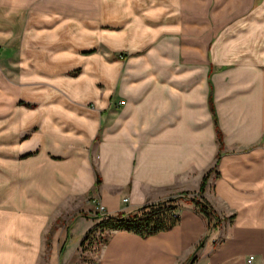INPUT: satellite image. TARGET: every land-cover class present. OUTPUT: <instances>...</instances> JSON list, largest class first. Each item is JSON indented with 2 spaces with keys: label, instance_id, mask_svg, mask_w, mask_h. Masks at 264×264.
I'll use <instances>...</instances> for the list:
<instances>
[{
  "label": "crops",
  "instance_id": "obj_1",
  "mask_svg": "<svg viewBox=\"0 0 264 264\" xmlns=\"http://www.w3.org/2000/svg\"><path fill=\"white\" fill-rule=\"evenodd\" d=\"M201 17L180 0H0V264H68L96 219L75 216L60 252L52 224L86 197L128 211L208 169L217 226L186 202L168 229L110 230L88 264H264V16L235 36Z\"/></svg>",
  "mask_w": 264,
  "mask_h": 264
},
{
  "label": "trees",
  "instance_id": "obj_2",
  "mask_svg": "<svg viewBox=\"0 0 264 264\" xmlns=\"http://www.w3.org/2000/svg\"><path fill=\"white\" fill-rule=\"evenodd\" d=\"M208 103L212 110L214 131L218 143V151L221 148V132L216 124L215 114L211 104V97H208ZM218 152L216 153V155ZM208 169L201 177L199 186L196 191L181 190L173 196H168L155 201L142 203L135 208L128 211H117L114 214L94 216L98 219L90 226L83 234L80 240V247L83 248L85 244L91 242L93 231L104 230L109 231L112 229H125L134 232L140 236H146L160 230H165L174 225L178 219V204L177 200L184 199L186 202L191 203L195 212L199 213L205 220L206 233L209 229L214 228L220 222V217L209 203V201L202 195V190L205 184ZM97 180V179H96ZM205 233V234H206ZM107 238H101L105 241ZM202 239H200L194 247V250L201 246ZM195 255L192 252L188 259L187 264H192Z\"/></svg>",
  "mask_w": 264,
  "mask_h": 264
},
{
  "label": "rangeland",
  "instance_id": "obj_3",
  "mask_svg": "<svg viewBox=\"0 0 264 264\" xmlns=\"http://www.w3.org/2000/svg\"><path fill=\"white\" fill-rule=\"evenodd\" d=\"M180 1H185V2L190 1V5H194V4L196 5V13L202 14L201 19L197 20L198 25H200L199 24L200 22H203L205 20L204 18L205 15L207 19L210 18L212 24V33L214 36L218 34H222V35L231 34L232 36H235L236 34L240 33L242 30L247 29V25L250 20L256 17L264 16V7L261 10L259 8L253 9L254 8L253 6L256 7L257 5H261V6L264 5V0H180ZM197 18H200V16H198ZM249 25H251V22L249 23ZM261 26H262L261 29H264V25ZM107 27L108 26H105V28ZM102 48L103 49H100V51H103L105 49L104 47ZM96 179L97 180L95 181L97 184L99 182V178L96 177ZM179 191L181 190L175 191L170 196L175 195ZM95 196L91 197L89 195L88 197H86V200L92 204L91 209H88L86 211L82 209L78 211L73 210L72 213H69L71 212V210L67 211L62 218L56 219L52 224V230H55L57 227H60L62 229V232L58 240V250H57L58 252H60L64 247L65 241L68 238V228L70 227L75 216H90L91 218L97 220L98 218L94 216L95 214L103 215L100 214L99 212H96L95 210V201L98 200L100 202V200ZM124 199L126 200V198ZM185 203L186 201L184 199L177 200L178 207H180L182 204ZM103 211L105 212V210ZM92 235L93 236L91 238V242L85 244L83 248L80 247L81 250L79 252L73 253L69 258L68 264H88V263H92L95 260L98 254V249L100 245L103 243V241H101V238L102 237L107 238L109 234H107V231L96 229L93 231ZM187 263L188 260L185 262V264Z\"/></svg>",
  "mask_w": 264,
  "mask_h": 264
},
{
  "label": "built area",
  "instance_id": "obj_4",
  "mask_svg": "<svg viewBox=\"0 0 264 264\" xmlns=\"http://www.w3.org/2000/svg\"><path fill=\"white\" fill-rule=\"evenodd\" d=\"M123 100H119L118 103H122ZM264 142V139H263ZM125 200V199H124ZM95 210L96 212H99L100 214H105V212L103 211V205L96 200L95 201ZM252 258V255H248V257L246 258V261H250V259ZM200 264H212L211 260L209 258L204 259Z\"/></svg>",
  "mask_w": 264,
  "mask_h": 264
}]
</instances>
